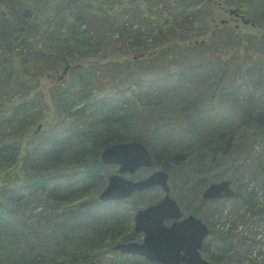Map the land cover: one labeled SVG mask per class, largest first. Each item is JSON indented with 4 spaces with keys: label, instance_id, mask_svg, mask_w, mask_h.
I'll return each instance as SVG.
<instances>
[{
    "label": "trees",
    "instance_id": "trees-1",
    "mask_svg": "<svg viewBox=\"0 0 264 264\" xmlns=\"http://www.w3.org/2000/svg\"><path fill=\"white\" fill-rule=\"evenodd\" d=\"M125 1L133 10L134 21L117 29L114 17L129 11L122 9ZM166 1L66 0L75 8L68 36L55 39L56 45L49 48L53 51L63 45L77 52V57L67 61V73L75 75L78 82L76 87L54 89L57 84L45 82L47 75L56 73L58 77L57 66L46 64L31 73L24 71L23 64L31 56H42L30 50L29 35L41 29L47 33L59 29L64 20L56 22L54 14L46 23L37 24L29 19L28 5L21 9L16 0H0V83L7 88L3 92L32 77L43 84L41 88L29 86L25 99H7L0 94V264H151L112 248L117 242L140 240L132 223L135 210L143 204H133L128 198L104 202L98 197L111 173V166L100 159L101 151L119 142L135 140L146 146L152 166L168 173L171 194L185 214L198 216L208 201H215L210 216L217 213L221 217L229 208V213H238L242 223L259 221L264 206L248 184L255 181L264 191V36L259 35L263 27L256 23L264 0H257L261 8L248 7L251 0H230L237 13L254 21L255 25L246 26L263 42L258 50H246L245 55L240 53L244 37L240 25L230 27V21L221 24L219 20L209 33L195 27L197 20L200 24L215 20L216 0H205L198 10L182 0L178 18L165 16ZM83 11L97 23L92 27L94 38L82 29ZM220 28L226 31L224 38L216 37ZM115 32L125 40L122 54L130 62L127 72L134 74L130 82L122 84L116 74L102 79L109 67L124 63L122 55L112 53L119 48L106 38ZM200 35L206 38H198ZM149 47L155 49L145 56ZM233 51L240 60L229 70L223 54ZM91 55L94 58H89ZM145 59L153 60L156 71L139 69ZM152 71L168 75H156L155 83L143 78L154 74ZM168 76L179 77L175 85L182 90L183 102L175 107L177 112H161L151 122V116L140 107L150 102L162 110L170 102L169 95L139 98L136 91L147 81L158 88L166 86ZM97 80L107 83L104 88L108 93H93L91 82ZM195 81H205L203 88L195 86ZM113 91L121 92V102ZM38 95L41 105L36 108L31 102ZM251 102L258 109L255 113ZM204 166L203 174L198 175ZM186 172L191 183L183 180ZM223 179L236 185L235 195L203 200L204 188ZM152 190L161 191L158 187ZM153 199L145 206L160 200L157 196ZM234 226L210 229L209 235L217 240V250L228 264L239 260L242 251L238 245L248 239L245 230ZM202 253L213 257L209 241L203 243Z\"/></svg>",
    "mask_w": 264,
    "mask_h": 264
},
{
    "label": "rangeland",
    "instance_id": "rangeland-1",
    "mask_svg": "<svg viewBox=\"0 0 264 264\" xmlns=\"http://www.w3.org/2000/svg\"><path fill=\"white\" fill-rule=\"evenodd\" d=\"M17 2H15V4L17 5L18 8L23 9L24 7H26L28 5L29 9H30V15H29V19L36 22L37 24H43L46 23L47 19L51 18L54 14L56 15V22H59L61 20H64V24L62 25L61 28L59 29H51L47 32H45V30H40L39 33H37L36 35H29V37L27 38V44L29 45V48L32 52H40V54L42 53V56H31L27 59V61H25V63L23 64V68L24 71L26 72H31V73H36L38 72L41 68L45 66H48L46 64H50V65H55L57 66V70L59 71V73L62 72L63 68L65 66H69L70 63L67 61H71L72 58L77 57V52L70 50V47H63V45H59V49L50 51L52 49L49 48V46L53 45L55 46L56 44L55 39L57 38H66L68 36L69 30H68V26L70 25V23L73 21V12H75V8L73 6H70L66 0H16ZM156 2L157 0H153V2ZM182 0H167L166 2L168 3V8L166 9L165 12V16L166 17H180V3ZM189 2H191L192 4L196 5L195 6V10L201 9L204 5H205V0H188ZM219 2V1H218ZM224 3H217L216 1H213L214 3V7H213V11L214 14L213 16L215 17L214 21L208 20L207 22H204L203 24H200V21H196V25L195 27H199V29L201 28V30L203 29L204 31H207V33H209L211 31V29H213V26L215 25V23H217L219 20L221 19H227L229 18L230 14H228L227 12L224 11V9L221 7L224 6L226 9L232 7L233 5H230V0H223ZM257 0H251L250 3H248V7L251 8H261V2ZM128 2L125 1L122 4V9L124 10H129V6L127 4ZM264 5V4H263ZM155 7V6H154ZM217 7H219L217 9ZM161 9L162 6H161ZM165 10V8H164ZM84 12V11H83ZM132 13L133 10H129V11H125V12H120L119 15L114 17V20H116L115 22H117V29H121L122 25H126L128 26L129 24H131L134 21V18H132ZM257 15V26L262 28V32L259 34L260 36H264V7L262 8V11L259 12V14ZM85 22L82 25V29L83 30H88L89 34L92 36V38L95 37V32L94 29L92 28L96 21L94 20L93 16L91 14H89L88 12H84L83 13ZM252 16V14H251ZM239 23V32L241 33L243 37V41H242V45H243V49L240 51L241 54L245 55V51L248 50V52H254L256 50H258L259 46L263 43L261 41H259L258 39H260V36L256 35L255 32H253L248 26L242 24V22L239 20L237 21ZM97 24V23H96ZM138 24V23H137ZM154 24V23H153ZM206 25V26H205ZM230 27L235 25V22L233 20H231L229 22ZM216 37L218 36V38H224L226 31L222 28H220L218 31L216 30ZM255 34V35H254ZM198 38H206L205 35H200L197 36ZM108 39L112 40V42L115 44V46L119 49H115L113 50L112 53L117 54V55H122V59L124 63L119 64L117 67L112 68L109 67L108 68V72L105 73L104 76H102V79L105 80V78H113L114 75L116 74V76L118 75L117 78L121 77L122 79V83H126V82H130L132 80V76L134 75H129V73L127 72V66L129 65V61L125 60V55L122 54V51L125 48V40L121 38L120 34L118 35L117 32L114 33V35L108 34L107 37ZM123 41H122V40ZM217 40V38H216ZM217 45V43H216ZM52 46V47H53ZM67 46V44H66ZM154 47H149L147 48V51L145 52V56L149 55L150 52H152V50H154ZM109 50V49H108ZM102 55V52L99 54ZM134 55V53L130 56H128L129 58H132V56ZM224 59H226L227 62V66L229 68V70H234L237 65L238 62L240 60V56L237 54V51H233V52H224ZM92 57L94 58V55H91L89 58L92 59ZM87 58V59H86ZM85 59H83L84 61L82 62V64L87 65V60L88 57H86ZM20 60V59H19ZM17 61L18 63L20 61ZM153 60H143L140 63V68L139 69H148V70H155L156 69V65L152 62ZM173 62V60H171ZM179 61V60H178ZM177 61V62H178ZM156 71V70H155ZM155 71H152L153 73ZM159 74L154 73V74H150V75H145L143 76V78H145L146 80H149L153 83H155V77L156 75H168V73L166 71H159ZM198 74V73H197ZM48 79H46L45 84H57L55 85L54 89H57L59 87L61 88H67V87H76L77 86V77L75 75H73L72 73L70 74L69 72L67 74H65L64 79H62L61 81L58 80L57 82V75L56 73L53 76H48ZM206 77H208V81H210V74H207ZM117 78L115 81H117ZM168 80L166 82V86H160L159 88L153 84H150L149 81H147L148 84H139L141 85V88L138 89L136 91V94L139 98H149L152 96H155L154 98H156L157 96L163 95V96H168L170 102L164 107L162 108H155L151 105V103H147V104H142L141 110L146 114L147 117L151 116V122L154 121V119L157 116L162 115L161 112H177V109L175 107H177V105L183 101H181L180 96H182V90L181 88L176 87L175 83L177 81V79H179V77L175 76V78H171V77H167ZM92 79V78H90ZM172 79H175L174 82H172ZM140 80V79H139ZM138 80V81H139ZM203 80V78H202ZM60 81V82H59ZM39 80H36L35 77H32L31 79H27L25 81V83H21V82H16L14 89L13 90H8L7 92H3L5 90H7V88L4 86L3 83H0V94H2L3 96L5 95V98L7 99H11V98H16V99H25L27 98L26 95V90L28 89L29 86H33L35 87V85H39L38 88H41L43 84L38 83ZM93 85V93L97 94V93H108L106 92L105 88L107 86V83H102L100 81H95V82H91ZM118 83V82H117ZM195 86H197L198 84H200V89H202L204 86L203 84L205 83V81H195L193 82ZM157 84V83H156ZM172 85V86H171ZM41 86V87H40ZM125 86V85H123ZM138 86V85H137ZM155 86V87H154ZM162 87V88H161ZM209 92V91H208ZM41 93V92H39ZM113 94H115L114 96L116 97V99H118L120 102L122 101V95L120 96L121 92L120 91H113ZM118 95V96H117ZM171 97V98H170ZM118 101V104H119ZM32 105H34L36 108L40 107L41 105V100L39 95L34 97V100H32ZM250 108L254 111V113L258 110L254 108V104L253 102L250 103ZM44 112H46V109H44ZM226 141V140H225ZM224 143V142H223ZM255 151H259L258 146H255ZM110 165V169L109 171L112 173H117L118 172V165L115 164H108ZM205 168V166L203 168L200 169V172L198 175H202L203 174V169ZM214 168V167H212ZM142 169H145V171H143ZM157 167L151 166L148 168H139L136 172L134 173H129V172H124L121 175L129 178V179H139L142 177H146L148 174H150L152 171L157 170ZM203 170V171H202ZM188 172L184 173L183 175L185 176L183 178V180L185 181L186 179L189 180V176H187ZM193 175V174H192ZM216 182V181H215ZM218 182V181H217ZM245 181H243V185H245L244 183ZM188 183H191L190 180ZM208 186V185H207ZM206 186V187H207ZM232 188L236 189V185H233L231 183ZM204 187V186H203ZM205 187V188H206ZM180 188V187H179ZM187 188V187H186ZM204 188V189H205ZM255 188L256 190V194H257V198L260 201V204H262L264 206V191L261 187H259L257 185V183L255 181H251L248 184V189H252ZM102 191V190H101ZM152 191V192H150ZM148 192L150 193H143V192H138L133 194L131 197H129L127 200H132L133 199V204L134 202H139L138 204H143L145 207V203L148 202L150 199L155 198L156 196L159 199H162L163 197V192L159 191V190H150ZM175 192V191H174ZM177 192V191H176ZM175 192V194H176ZM140 193V194H139ZM142 193V194H141ZM99 195V194H98ZM190 196V195H189ZM155 199H153L154 201ZM189 201V199H187ZM186 200V201H187ZM184 201V202H186ZM183 202V203H184ZM185 205L187 203H184ZM140 206L141 208L143 207ZM215 206H217V203L215 201H208L204 206H203V210L201 212H199L198 216L201 219H206L205 223H208V226L210 229L212 230H217V228H228V226H233V224L235 225L234 227H236V229H241V230H245V234L247 236L248 239L244 240L241 244L238 245V248H240L241 252V257L239 258V260L236 262H232L230 264H255V262L260 263L262 262L264 264V210L261 212V214L259 215V221H256L254 224H252L251 222H249L248 224H245L244 222L242 223L241 220H239V215L238 213H229V208H227V213H224L221 217H217V213L213 214V215H208V211L213 212V210L215 209ZM226 206H229L228 203H226ZM133 209V207L131 208ZM136 211V210H135ZM243 212V209H241L240 213ZM133 224V223H132ZM205 242L209 241V243L211 244L212 247V254L213 257L210 256L209 257H205L206 260L210 261L212 264H217V256H218V260L220 262H218L219 264H228L229 262H225L224 260H222V254L220 250H217V240H211L210 237L208 236L207 239L204 240ZM211 254V255H212ZM243 254V255H242ZM143 264H149V263H143ZM151 264H154L151 262Z\"/></svg>",
    "mask_w": 264,
    "mask_h": 264
},
{
    "label": "water",
    "instance_id": "water-1",
    "mask_svg": "<svg viewBox=\"0 0 264 264\" xmlns=\"http://www.w3.org/2000/svg\"><path fill=\"white\" fill-rule=\"evenodd\" d=\"M227 11L230 15L238 16L235 8H229ZM240 19L243 24L255 25L251 18L243 14L240 15ZM225 22L226 19L220 20L221 24ZM68 68L69 66L63 68L57 80L64 78ZM100 159L104 164L118 165V172L108 176L106 186L98 195L99 200L104 202L122 200L134 192L157 186L163 192L160 201L141 208L134 214V230L143 233L142 240L117 242L113 245V250L127 255L142 256L162 264H210L200 252L203 241L209 234V228L193 214L184 216L177 201L170 194L168 173L158 169L136 180L121 175L124 172L134 173L141 167L152 166V156L145 145L135 140L115 143L101 151ZM234 194L231 181L223 179L210 183L202 192V198L211 200L231 198ZM166 221L172 222L167 225Z\"/></svg>",
    "mask_w": 264,
    "mask_h": 264
},
{
    "label": "flooded vegetation",
    "instance_id": "flooded-vegetation-1",
    "mask_svg": "<svg viewBox=\"0 0 264 264\" xmlns=\"http://www.w3.org/2000/svg\"><path fill=\"white\" fill-rule=\"evenodd\" d=\"M241 14L240 13H238V16L237 15H230L229 16V18H228V20H233L234 22H235V25L236 26H239V23L237 22V21H239L240 20V16ZM58 76H59V74H58ZM203 199V198H202ZM205 200V199H204ZM186 215H188V214H184V216H186ZM180 220V219H179ZM171 222L172 221H166V224L167 225H169V224H171ZM137 233H139L141 236H140V240H137L138 242H140L141 240H142V238H143V233L142 232H137ZM210 235V229H209V234H208V236ZM207 236V237H208ZM207 237L205 238V239H207ZM205 242V241H204ZM202 247H203V244H202ZM202 247H201V249H200V252H201V255L203 254L202 253ZM203 256V255H202ZM204 257V256H203ZM143 258V257H142ZM205 258V257H204ZM150 262H152V263H154V264H162V263H158V262H155V261H150ZM209 263L211 264V262L209 261Z\"/></svg>",
    "mask_w": 264,
    "mask_h": 264
}]
</instances>
